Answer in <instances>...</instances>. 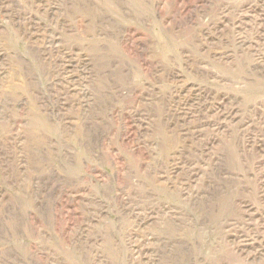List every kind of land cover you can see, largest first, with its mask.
<instances>
[{
  "label": "rangeland",
  "instance_id": "obj_1",
  "mask_svg": "<svg viewBox=\"0 0 264 264\" xmlns=\"http://www.w3.org/2000/svg\"><path fill=\"white\" fill-rule=\"evenodd\" d=\"M0 264H264V0H0Z\"/></svg>",
  "mask_w": 264,
  "mask_h": 264
},
{
  "label": "bare ground",
  "instance_id": "obj_2",
  "mask_svg": "<svg viewBox=\"0 0 264 264\" xmlns=\"http://www.w3.org/2000/svg\"><path fill=\"white\" fill-rule=\"evenodd\" d=\"M261 64V63H260ZM210 123V122H209ZM195 131V130H194ZM185 169V168H184Z\"/></svg>",
  "mask_w": 264,
  "mask_h": 264
}]
</instances>
